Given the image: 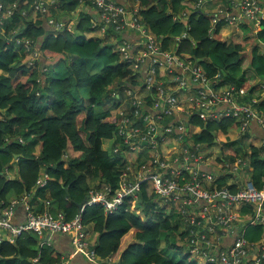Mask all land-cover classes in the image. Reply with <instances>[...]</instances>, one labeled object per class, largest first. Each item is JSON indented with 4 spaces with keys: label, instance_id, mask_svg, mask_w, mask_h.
I'll list each match as a JSON object with an SVG mask.
<instances>
[{
    "label": "trees",
    "instance_id": "16d2710c",
    "mask_svg": "<svg viewBox=\"0 0 264 264\" xmlns=\"http://www.w3.org/2000/svg\"><path fill=\"white\" fill-rule=\"evenodd\" d=\"M3 1L18 7L0 36V201L7 205L12 198L22 199L35 192V202L31 203L35 212L48 210L49 202L52 212H62L71 219L92 186L117 187L124 168L102 149V141L111 139L116 129V117L107 104L112 102L114 107L117 95L130 85H138L135 73L117 51L127 36L114 25L107 26L103 37L93 35L102 22L86 0L82 4L77 0L51 4V17L60 23L57 29L34 9L36 0ZM192 1L136 0L140 22L162 51L179 56L188 67L190 63L200 66L214 89L232 85L257 89L264 81V53L256 46L245 48L223 18L198 14V9L183 14L184 5ZM78 7L85 12L70 31L71 13ZM258 22L261 29L257 38L263 39L264 19L250 23ZM246 24L241 23L243 27ZM16 40H28L32 49L40 52L33 66L23 60L27 53ZM232 69H239L241 75L236 79L227 76L225 72ZM258 109L264 111V99ZM191 123L203 130L193 134L196 142L211 146L216 134L223 144V158L234 161L242 155L248 160L256 187L264 185V147L251 145L249 151H243V143L236 138L239 122L232 117L202 122L193 115ZM36 144L41 148L38 155L34 153ZM66 153L68 157L63 158ZM13 157L16 161L5 168L6 160ZM13 169L17 172L10 178ZM42 173L49 176L47 186L37 188ZM217 182L220 188L227 186L236 192V186L226 178ZM150 194L143 186L134 209L133 199H129L113 214H106L98 204L86 207L83 222L94 233L98 258L105 264H198L196 258L189 259L190 252L181 260H174L169 253V248L179 249L186 232L181 231L176 215L151 204ZM140 205H144L143 216L135 213ZM247 207L242 209L248 211ZM263 232V226L250 225L244 237L258 242ZM40 241L30 233L14 242L0 241V264L64 262L59 251Z\"/></svg>",
    "mask_w": 264,
    "mask_h": 264
},
{
    "label": "built area",
    "instance_id": "2783aa9c",
    "mask_svg": "<svg viewBox=\"0 0 264 264\" xmlns=\"http://www.w3.org/2000/svg\"><path fill=\"white\" fill-rule=\"evenodd\" d=\"M77 1L82 4L85 0ZM86 1L98 13V20L102 22L98 29L102 33H106L107 26L114 25L117 31L135 32L138 36L127 37L117 46L122 62L128 64L138 80V85H130L123 94L117 95L113 112L116 129L109 139L114 143L112 156L124 167L118 186L105 185L101 189L92 186L87 202L71 219H66L62 212H52L49 202L48 210L35 212L24 197L12 198L7 205L0 201V241L14 242L30 233L39 238L41 244L52 246L46 240L47 235H67L75 254L90 263L105 264L96 254L92 231L83 222V212L87 206L98 204L106 214H113L129 199H133L134 209L145 186L151 192L149 199L156 209L168 211L171 206L174 210L170 214L176 215L181 231L186 232L188 251L203 264H264V232L258 242H249L244 237L247 226L259 224L264 230V185L256 187L248 160L242 155L234 161H226L220 150L218 157L209 153L200 157L199 146L207 145L194 140L193 134L203 130L191 123L193 115L202 122L232 117L240 123V135L249 134L253 123L264 131V111L258 109L260 103L245 100L248 92L233 85L214 89L200 66L190 71L196 64L190 63L188 67L179 56L162 51L156 38L140 22L139 7L129 10L113 0ZM219 1L225 5L219 6L213 14L215 20L223 18L228 24H234L236 12L242 22L264 19V4L260 0ZM209 2L212 0H196L189 8L195 11ZM50 6L45 0L34 3V9L47 16L48 24L57 29L60 23L51 17ZM17 7V3L0 0V36L4 35L5 23ZM16 43L23 44L26 61L33 66L40 52L32 49L28 40H16ZM180 94L194 103L188 111L182 108L184 99ZM176 116L179 117L177 122L174 121ZM213 135L214 143L221 144L216 134ZM191 142L193 148L189 146ZM234 147L240 148L239 145ZM67 157V153L63 155ZM219 178L234 184L236 192L227 186L220 188ZM48 179V174L44 177L41 174L37 188H45ZM19 203L25 204L26 218L14 224L12 216ZM143 206H137L135 213L143 215ZM244 206H248V211L242 209ZM62 264L70 262L64 258Z\"/></svg>",
    "mask_w": 264,
    "mask_h": 264
},
{
    "label": "crops",
    "instance_id": "0c3cea01",
    "mask_svg": "<svg viewBox=\"0 0 264 264\" xmlns=\"http://www.w3.org/2000/svg\"><path fill=\"white\" fill-rule=\"evenodd\" d=\"M45 1H47L48 3H50V4H52V3H54L55 1H57V0H45ZM113 1H115V2H118V3H120V4H125L127 7H130V6H133V8H135L137 5H138V3H136V0H113ZM196 0H194V2H195ZM263 4H264V0H260ZM66 2H72V0H66ZM127 3H128V5H127ZM223 5H225L224 3H220V1L219 0H212V2H209V3H205V4H203V5H201L199 8H198V11L197 12H201V13H205V14H210V15H213V14H215L216 12H217V10H218V8H219V6H223ZM190 6H188V5H184V8H185V11L183 12V14H185V15H188V14H191L192 12H194L193 10H191V8H189ZM90 10V9H89ZM83 12H85V10L83 9V7H78L77 8V10L76 11H74V12H72L71 13V16H72V21L70 22V24H69V27H70V31H72L71 30V25H73L74 26V30H75V28H76V26H77V24H78V22H79V18H80V15L83 13ZM90 13H92L91 12V10L89 11ZM198 14H200V13H198ZM234 16H236L237 17V22H235L234 24H228V26L236 33V34H238V33H242V35H241V39L243 40V39H245L244 37H243V33L245 32L246 34L247 33H249V34H251L252 35V32L251 31H256L255 29H256V27L258 26L259 27V29H261V27H260V23L258 22V23H255V24H252V23H249V22H247V24H246V26L245 27H243L242 25H241V23H242V21H240V19H239V13L238 12H236V13H234L233 14ZM238 22H241V23H238ZM234 26V27H233ZM228 27V28H229ZM73 30V31H74ZM93 35H95L96 37H103L104 36V33H102L99 29H97V31H95L94 33H93ZM125 36H127V37H133V38H137L138 36H137V34L135 33V32H130V34H128V33H125L124 34ZM248 35V34H247ZM246 41H240L242 44H243V46L245 47V48H247L248 50H251V48H252V46H250L249 45V40L248 39H245ZM257 40L260 42V43H263L264 44V38L263 39H258L257 38ZM257 41V42H258ZM256 46V45H255ZM256 47H258L259 48V52L260 53H264V46L262 47V46H256ZM262 52H261V51ZM22 58H24L23 60L24 61H26L25 59H27V56H23ZM225 74L227 75V76H229V77H231V78H238L240 75H241V71L239 70V69H232V70H229V71H227V72H225ZM228 78V77H227ZM261 82V81H260ZM263 83H264V81H263ZM258 90H261L260 89V83H259V85H258V88H257ZM264 92V91H263ZM259 94V93H258ZM247 95H249V92H248V94ZM246 95V96H247ZM115 107V106H114ZM114 107L112 108V109H114ZM174 121L175 122H177V121H179V117L178 116H176L175 118H174ZM250 137V139L254 142V143H256V144H259V143H261L260 144V146L261 145H263V147H264V131L262 130V128L257 124V123H253L252 125H251V128H250V132H249V134H248ZM113 146H114V143L111 141V140H103L102 141V149L103 150H105V151H107L106 149H107V147L109 148V153L111 154V155H113V151H112V149H113ZM258 147V146H257ZM40 151H41V148H40V146L39 145H35V147H34V153L36 154V155H38L39 153H40ZM16 161V159H14V157L13 158H9L8 160H6V167L5 168H7L8 166H10V165H12L14 162ZM16 172H17V170L16 169H13V172H11L10 171V178H12L15 174H16ZM44 175H45V173H42V177H44ZM34 195H35V192H33L32 194H29V195H26L25 197H24V199L27 201V202H29V203H32V202H35L34 200H33V198H34ZM32 204H34V203H32ZM53 209V208H52ZM54 213H56V211L54 210ZM57 213H59V212H57ZM56 213V214H57ZM25 218H26V213H25V204H22V203H19L16 207H15V209H14V214H13V216H12V222L14 223V224H20V223H22V222H24V220H25ZM91 234H92V238L94 239V233H92L91 232ZM47 238V237H46ZM46 240H49L50 242H51V244H52V247H54L55 248V250H57V251H59L62 255H63V257L66 259V260H68L69 262H70V264H93V263H90V262H88L86 259H84L81 255H78V254H75L74 252H73V248H72V246H71V242H70V237L69 236H67V235H62V234H53V235H50V237L48 238V239H46ZM174 257V256H173ZM174 260H177L176 258H174ZM112 261V260H111ZM112 262H114V261H112Z\"/></svg>",
    "mask_w": 264,
    "mask_h": 264
},
{
    "label": "rangeland",
    "instance_id": "374dc122",
    "mask_svg": "<svg viewBox=\"0 0 264 264\" xmlns=\"http://www.w3.org/2000/svg\"><path fill=\"white\" fill-rule=\"evenodd\" d=\"M193 2L194 1H192V2H190V4H188V6L189 5H193ZM136 7H138V5L136 6ZM130 8H133V6H130ZM234 27V26H233ZM70 28V27H69ZM74 26L73 25H71V30L73 31L74 29ZM256 31H251L252 32V35L251 34H249V33H243V37L245 38V39H248L249 40V45L250 46H252V48H253V46H264V44L263 43H260L258 40H257V34L260 32V29H259V27L257 26L256 27V29H255ZM233 31V30H232ZM233 33H234V35H235V37L238 39V41H246L245 39H241L242 37H241V35H242V33L240 34V33H238V34H236L234 31H233ZM224 41L226 40V42H227V38L225 37H221ZM258 41V42H257ZM252 48H251V50H252ZM258 48V47H257ZM258 50H259V48H258ZM261 51V50H260ZM262 52V51H261ZM26 60V59H25ZM180 63V62H179ZM195 66H197V65H194L192 68H190V71H191V69H192V71H195L196 70V68H194ZM176 75H171V77L172 78H174ZM188 77H190V72H189V76ZM261 85H260V89L261 90H258V89H252V88H250V89H245V91L246 92H249V95H247L246 97H245V100H247V101H249V102H252V101H254V102H256L257 104H259V103H261L262 101H263V99H264V83L263 82H261L260 83ZM259 93V94H258ZM125 94H128V92H126ZM180 96L181 97H183V99H184V104L182 105V108L184 109V110H186V111H188V109L189 108H191L192 106H193V101L192 100H190V99H186V96L185 95H182V94H180ZM112 104V102H110V103H108L107 105H108V107L109 108H113V106L111 105ZM111 112L113 113L114 112V109H111ZM198 132L199 130H195V132ZM242 136V137H241ZM250 136L248 135V133L246 132L244 135H240L239 134V132H238V136H236V138H238V141L239 142H241V143H243V145H241L242 146V149H243V151H246V150H248L249 151V149L247 148L248 146H258V147H263V145H261L260 146V144L261 143H259V144H256V143H254L250 138H249ZM221 138H223V135H220V139ZM181 144H180V146H183L182 145V142H180ZM190 148H193L194 147V144H192V142L190 143ZM212 148L211 149H209V146H203V145H200L199 146V148H200V153H198V155H200V157H201V155H204V154H211V155H209V156H216V157H218V153H219V151L221 150V144H219V143H214L212 146H211ZM205 149V152H203V151H201V150H204ZM237 149H239V147L237 148ZM107 151H109V148L107 147V149H106ZM191 153H194V151H192V150H189ZM114 158V160H115V158L116 157H113ZM110 159V158H109ZM111 160V159H110ZM212 160V159H211ZM112 161V160H111ZM247 177H249V175L247 176ZM158 203L159 204H162V201H158ZM165 210V209H164ZM166 212H168V214H170L172 211H174L172 208H171V206H169V208H168V211L167 210H165ZM141 216H143L142 214H141ZM178 239H179V237H178ZM182 240H183V243H179L180 244V246H179V249L178 250H176V249H174V248H169V253L172 255V256H174V258H176L177 260H181L182 259V257L185 255V254H187V252H189L188 251V249H187V238L184 236L183 238H182ZM182 242V241H181ZM178 246V245H177ZM194 256H189V259L191 260V261H193L194 260ZM197 263L198 264H203V261H200V260H197ZM110 264H112V263H110Z\"/></svg>",
    "mask_w": 264,
    "mask_h": 264
},
{
    "label": "water",
    "instance_id": "95a60500",
    "mask_svg": "<svg viewBox=\"0 0 264 264\" xmlns=\"http://www.w3.org/2000/svg\"><path fill=\"white\" fill-rule=\"evenodd\" d=\"M198 13H201V12H198ZM87 200H88V198L85 197L84 200H83V202L81 204H79V208H81L82 207V204H85L87 202ZM46 237H47L46 239H48L50 237V235H47Z\"/></svg>",
    "mask_w": 264,
    "mask_h": 264
}]
</instances>
